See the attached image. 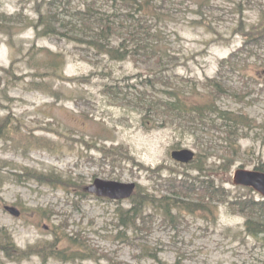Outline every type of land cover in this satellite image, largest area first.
Masks as SVG:
<instances>
[{
	"label": "rangeland",
	"instance_id": "obj_1",
	"mask_svg": "<svg viewBox=\"0 0 264 264\" xmlns=\"http://www.w3.org/2000/svg\"><path fill=\"white\" fill-rule=\"evenodd\" d=\"M37 1L42 0H0V11H23L36 19ZM164 11L168 23L160 24L161 46L177 58L163 65L186 84L185 78L203 81L218 74L222 59L245 42L236 28L241 21L250 26L259 22L264 0H172ZM261 43L253 57L243 56L250 58L247 69L253 76L249 94L242 100L222 99L223 107L254 119L253 128L241 140L242 156L223 176L232 196L250 193L233 184L234 171L255 169L264 161V40ZM59 52L66 61H57L56 71L48 66L51 61H36ZM0 67L11 69L0 70V121L7 118L20 125L0 136V232L8 231L26 249L52 240L56 226L64 222L69 233L80 232L86 238L96 256L75 261L49 257L45 262L34 254L21 261L0 250V264L109 263L102 254L126 264H264V234H250L246 218L228 204L194 212L175 210L173 219L148 205L146 214L151 216L133 229L120 219L121 211L131 206L129 199L115 201L84 190L103 178L136 182L145 192L169 195L166 180L181 179L185 171L202 178L214 176L209 170L225 153L220 134L203 127H157L139 107L115 103L106 93V85L120 84L127 102L140 88V75L160 69L156 61L96 56L82 44L37 36L29 27L13 36L0 30ZM242 79L238 73L226 74L234 87L242 86ZM178 148L197 154L204 149L205 171L197 169L198 160H174L172 151ZM207 150L213 154L206 156ZM35 172L56 173L71 182H40L29 175ZM251 193L263 198L254 190ZM7 206H16L21 215L11 214Z\"/></svg>",
	"mask_w": 264,
	"mask_h": 264
},
{
	"label": "trees",
	"instance_id": "obj_2",
	"mask_svg": "<svg viewBox=\"0 0 264 264\" xmlns=\"http://www.w3.org/2000/svg\"><path fill=\"white\" fill-rule=\"evenodd\" d=\"M78 1H37L36 19L23 11L15 14L0 11V30L13 36V33L33 27L37 36H52L77 42L84 45L85 50L93 51L96 56H109L117 61L131 59L137 63L156 61L160 69L149 70L147 74L140 75V88L137 87L136 93L127 102L125 100L128 97L121 95L126 93L125 88L120 84L106 85V93L112 95L115 103L139 107L144 116L150 118L157 127L173 125L188 130L203 127L220 134L223 140L222 148L225 153L221 156L222 161L209 170V175L214 176L202 178L200 175L194 176L185 171L181 179L176 177L166 180L169 195L145 192L138 184L136 192L129 199L130 208L120 213L121 223L133 229L140 223L145 224L146 219L151 216L146 214L148 205L163 210L173 219L175 210L194 212L224 203L228 204L234 213L246 218V228L250 234L255 236L264 234V198L257 199L251 193L253 191L251 188H247L250 193L232 196L225 187L223 178L242 156L241 140L247 137L249 130L253 128L254 119L244 111L225 108L222 105V99L225 97L235 96L242 100L249 94V81L253 76L247 67L255 47L264 40V14L258 23L251 26L240 22L236 32L246 37L245 42L230 56L222 59L216 76L207 77L203 81L189 77L183 79L187 82L184 84L177 80L175 71L168 67L169 65H163L165 61H175L177 58L161 46L160 24L168 23L164 10L166 4L172 0ZM238 10L242 12V6ZM200 24L214 30L209 23L202 21ZM244 55L250 58H245ZM36 61H51L48 66L56 71L58 68L55 63L66 61V56L59 52L55 57ZM1 69L11 71L10 68L0 67ZM227 73H238L243 78V85L240 87L230 85L226 80ZM131 86L136 88L134 84ZM19 126L10 123L7 118L2 119L0 136L6 135L7 132L11 134L13 129H20ZM203 152L204 149L200 150L197 159L194 160H198L196 167L201 173L205 171ZM211 154L213 153L208 151L205 155ZM126 156L136 162L134 157ZM255 169L264 171V161L261 160ZM29 175L40 182L58 184L71 182L70 179H62L61 175L56 173L35 172ZM66 226L64 222L56 226L52 240L37 242L26 249L19 247L8 231H1L0 250L5 256L21 261L34 254L42 256L45 262L49 257L64 261L96 257L86 238L80 232L72 235ZM64 242L67 245H63ZM96 252L98 254L97 250ZM102 256L109 260L107 264H126L109 257L108 254Z\"/></svg>",
	"mask_w": 264,
	"mask_h": 264
},
{
	"label": "water",
	"instance_id": "obj_3",
	"mask_svg": "<svg viewBox=\"0 0 264 264\" xmlns=\"http://www.w3.org/2000/svg\"><path fill=\"white\" fill-rule=\"evenodd\" d=\"M174 160L181 163H189L196 157V152L190 148H180L172 151ZM233 184L236 186L251 187L264 197V171L239 167L234 171ZM137 189L136 182H122L103 178L95 179L85 190L100 197L114 200L131 198ZM6 209L13 215L19 216L21 211L15 206H7Z\"/></svg>",
	"mask_w": 264,
	"mask_h": 264
}]
</instances>
